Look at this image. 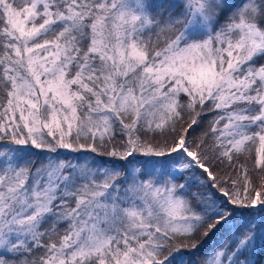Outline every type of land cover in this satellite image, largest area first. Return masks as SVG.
Instances as JSON below:
<instances>
[{
  "label": "snow or ice",
  "instance_id": "1",
  "mask_svg": "<svg viewBox=\"0 0 264 264\" xmlns=\"http://www.w3.org/2000/svg\"><path fill=\"white\" fill-rule=\"evenodd\" d=\"M0 264H264V0H0Z\"/></svg>",
  "mask_w": 264,
  "mask_h": 264
}]
</instances>
